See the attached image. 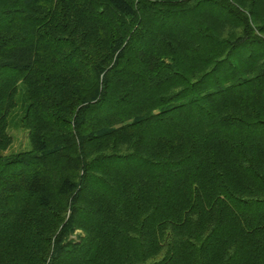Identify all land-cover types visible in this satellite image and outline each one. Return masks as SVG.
I'll return each mask as SVG.
<instances>
[{"label":"trees","instance_id":"16d2710c","mask_svg":"<svg viewBox=\"0 0 264 264\" xmlns=\"http://www.w3.org/2000/svg\"><path fill=\"white\" fill-rule=\"evenodd\" d=\"M0 264H264V0H0Z\"/></svg>","mask_w":264,"mask_h":264},{"label":"rangeland","instance_id":"374dc122","mask_svg":"<svg viewBox=\"0 0 264 264\" xmlns=\"http://www.w3.org/2000/svg\"><path fill=\"white\" fill-rule=\"evenodd\" d=\"M22 92V89H21ZM20 93V92H19ZM20 111V104H18V108L16 112ZM10 134L12 135V143L4 149L2 152L6 153L8 151H15L18 149H23L27 145V140H26V133L22 129L17 128V126L11 127L10 128ZM80 233L78 230L74 232V234Z\"/></svg>","mask_w":264,"mask_h":264}]
</instances>
